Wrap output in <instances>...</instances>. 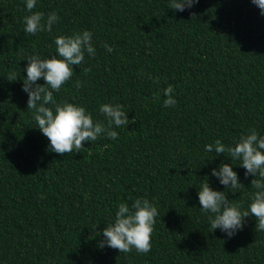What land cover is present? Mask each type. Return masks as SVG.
Listing matches in <instances>:
<instances>
[{
    "label": "trees",
    "instance_id": "trees-1",
    "mask_svg": "<svg viewBox=\"0 0 264 264\" xmlns=\"http://www.w3.org/2000/svg\"><path fill=\"white\" fill-rule=\"evenodd\" d=\"M53 10L51 33L27 34L23 0H0V264H264L253 217L227 238L197 199L201 180L228 155L205 153L206 143L230 145L251 128L264 134L259 8L251 0H197L183 12L167 0H37L32 11ZM81 30L93 33L96 54L73 66L54 100L101 121L99 104L119 103L129 121L114 140L58 154L31 120L23 68L33 53H55L54 36ZM12 71L16 81L7 80ZM165 88L173 107L162 106ZM235 163L242 185L227 198L246 207L254 177ZM135 198L158 210L150 250L98 248L117 205Z\"/></svg>",
    "mask_w": 264,
    "mask_h": 264
},
{
    "label": "clouds",
    "instance_id": "clouds-1",
    "mask_svg": "<svg viewBox=\"0 0 264 264\" xmlns=\"http://www.w3.org/2000/svg\"><path fill=\"white\" fill-rule=\"evenodd\" d=\"M197 0H167V7L178 12L190 9ZM264 15V0H251ZM27 15L22 17L23 31L27 34L52 32L53 25L59 17L55 10L47 16L36 8L37 0H23ZM55 53L42 56L39 53L29 55L25 60L22 80V91L27 94V109H31V120L35 128L48 140L47 150L58 154L79 152L82 142H94L98 138L114 140L118 136L117 129L126 127L129 121L127 113L119 103L105 102L98 106L97 111L104 120L93 118L83 105L63 100L57 102L54 92H59L61 86L71 80L75 65H80L85 54L94 56L93 33L81 30L70 34H60L53 37ZM107 51L112 48L104 44ZM43 79L44 83L37 81ZM8 81H16L15 71L7 74ZM76 88L81 81H74ZM171 89L165 88L166 99L163 107H173L176 100L169 95ZM205 153L215 152V156L227 153V158L213 167L197 187V199L202 212L208 213L210 228L219 229L227 238H231L242 230L246 218L255 219V231L264 232V134L256 128L242 133L233 144L225 145L220 139L203 146ZM243 167L244 175H252V189L247 206L227 198V190L236 192L242 185L238 173L234 170L235 162ZM209 177H215L224 186L225 191L211 186ZM206 178V179H205ZM158 210L155 204L145 198H135L131 205L121 202L117 205L114 217L105 222V227L99 230L102 239L97 241V247H110L119 252L146 253L151 248V235L156 223Z\"/></svg>",
    "mask_w": 264,
    "mask_h": 264
}]
</instances>
